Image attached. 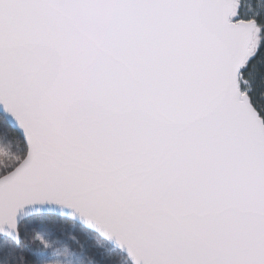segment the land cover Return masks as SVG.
Instances as JSON below:
<instances>
[{"label": "snow or ice", "instance_id": "snow-or-ice-1", "mask_svg": "<svg viewBox=\"0 0 264 264\" xmlns=\"http://www.w3.org/2000/svg\"><path fill=\"white\" fill-rule=\"evenodd\" d=\"M0 264H264V0H0Z\"/></svg>", "mask_w": 264, "mask_h": 264}]
</instances>
